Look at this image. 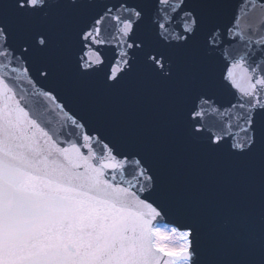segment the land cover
I'll return each mask as SVG.
<instances>
[{"label":"snow or ice","instance_id":"obj_1","mask_svg":"<svg viewBox=\"0 0 264 264\" xmlns=\"http://www.w3.org/2000/svg\"><path fill=\"white\" fill-rule=\"evenodd\" d=\"M0 264H264V0H0Z\"/></svg>","mask_w":264,"mask_h":264},{"label":"water","instance_id":"obj_2","mask_svg":"<svg viewBox=\"0 0 264 264\" xmlns=\"http://www.w3.org/2000/svg\"><path fill=\"white\" fill-rule=\"evenodd\" d=\"M240 2V0H233V4H238ZM262 13L259 11V10H257L256 12H250V13H248V19L249 20H251L253 17H255V16H257V15H261ZM241 23L243 24L244 23V19H243V17H242V20H241ZM108 55H110V53H108ZM25 87H27L26 85H25ZM232 92L233 93H236V89H232ZM230 99H232V96L231 95H226V96H223L222 98H221V102H223V103H225L226 104V102L228 101V100H230ZM62 146H64V147H66L67 145H62ZM82 152H83V154H85V155H87V149H82ZM162 231H163V229H161Z\"/></svg>","mask_w":264,"mask_h":264},{"label":"rangeland","instance_id":"obj_3","mask_svg":"<svg viewBox=\"0 0 264 264\" xmlns=\"http://www.w3.org/2000/svg\"><path fill=\"white\" fill-rule=\"evenodd\" d=\"M168 243H172V241H168Z\"/></svg>","mask_w":264,"mask_h":264}]
</instances>
